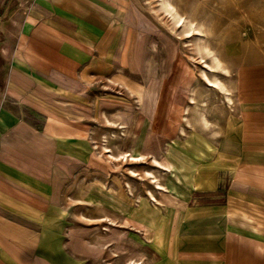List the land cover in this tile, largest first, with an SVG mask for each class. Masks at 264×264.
<instances>
[{
	"label": "rangeland",
	"instance_id": "374dc122",
	"mask_svg": "<svg viewBox=\"0 0 264 264\" xmlns=\"http://www.w3.org/2000/svg\"><path fill=\"white\" fill-rule=\"evenodd\" d=\"M163 3L131 0L113 63L69 106L85 152L65 234L86 264H155L181 243L185 198L222 165L236 69L264 56V0Z\"/></svg>",
	"mask_w": 264,
	"mask_h": 264
},
{
	"label": "crops",
	"instance_id": "0c3cea01",
	"mask_svg": "<svg viewBox=\"0 0 264 264\" xmlns=\"http://www.w3.org/2000/svg\"><path fill=\"white\" fill-rule=\"evenodd\" d=\"M130 7L0 0V264H86L65 234L63 192L85 152L69 106L113 63ZM236 70L222 165L187 195L194 216L155 264H264V56Z\"/></svg>",
	"mask_w": 264,
	"mask_h": 264
},
{
	"label": "bare ground",
	"instance_id": "6f19581e",
	"mask_svg": "<svg viewBox=\"0 0 264 264\" xmlns=\"http://www.w3.org/2000/svg\"><path fill=\"white\" fill-rule=\"evenodd\" d=\"M163 2H166L165 4L163 3V7L164 6H167V7H171L172 5H171V3L169 4V0H163ZM171 5V6H170ZM166 9V8H165ZM171 9H174V7L172 8L171 7ZM169 9L167 8L166 9V11H168ZM168 12H170V11H168ZM172 13V12H171ZM169 15V14H168ZM172 15V14H171ZM170 16V15H169ZM177 16V13L176 14H174V17H176ZM176 20L177 21H180L181 20V17H179V15L176 17ZM180 23V22H179ZM215 59H217L216 57H214ZM219 63V62H218ZM217 85H215V86H217V88H220L221 90H224L223 92L224 93H226L227 91H226V89H224V87H223V85H221L220 83H216ZM226 95V98L228 99V101H230L231 99H230V96H229V94L228 93H226L225 94Z\"/></svg>",
	"mask_w": 264,
	"mask_h": 264
}]
</instances>
